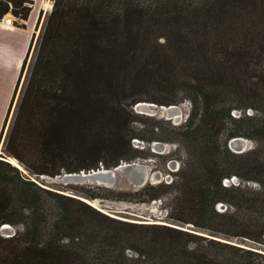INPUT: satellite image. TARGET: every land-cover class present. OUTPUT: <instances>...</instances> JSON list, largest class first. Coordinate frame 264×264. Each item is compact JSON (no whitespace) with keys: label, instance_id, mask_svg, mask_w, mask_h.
I'll return each instance as SVG.
<instances>
[{"label":"trees","instance_id":"1","mask_svg":"<svg viewBox=\"0 0 264 264\" xmlns=\"http://www.w3.org/2000/svg\"><path fill=\"white\" fill-rule=\"evenodd\" d=\"M235 13L239 45L219 37ZM154 85L168 94L150 102L191 101L178 134L207 150L170 216L193 230L119 220L32 178L140 157L127 130L144 98L128 99ZM236 137L264 140V0H54L3 146L22 169L0 159V264H264V150L236 154Z\"/></svg>","mask_w":264,"mask_h":264},{"label":"rangeland","instance_id":"2","mask_svg":"<svg viewBox=\"0 0 264 264\" xmlns=\"http://www.w3.org/2000/svg\"><path fill=\"white\" fill-rule=\"evenodd\" d=\"M47 1H49L53 7L54 0H47ZM20 5L22 6L16 7L15 4H12V6H10L11 9L10 13L23 19L22 14L27 13V11L30 8L31 1L30 0L22 1ZM16 12H21L22 14L19 13L17 14ZM49 13L50 12H48L47 14L45 13L43 15V20L40 23V27H39L40 33L43 29L45 20L49 15ZM246 20L249 21L248 19H244L241 15L237 16L236 13H235V17L226 15V19L222 23L223 28L219 32V37L222 38L224 36H229L233 44L235 45L241 44L243 33H241L240 27L243 21ZM160 40L163 41L164 38L162 37ZM37 41L34 45L33 51L31 52L27 65L25 67V71L21 81L22 85L27 76L29 66L33 59L34 50L36 48ZM163 90L164 89H162L158 85L151 86L146 90L141 89L137 93L132 95V97L128 99V102L133 98H144L142 100L146 102L153 101L149 99L151 97L162 99L168 94L167 91H163ZM182 96L183 94L180 93V97ZM16 103H15V107H16ZM162 105H166V104H162ZM175 105H179L183 107L182 109L183 113L181 119H179L178 122L174 119V117L170 118L162 112H159L155 115L150 113H140L135 110V105H134V111L136 112V114L132 116V119L134 121L130 125V128L127 130L128 134L136 133L139 136L136 138H132L131 142H132V146L137 148L139 150V153L141 152L140 157H136L133 161L130 162L146 161L148 166L151 168V172L161 174L159 180L155 182L148 181L144 186L138 188L129 187V186L128 187L114 186L112 188H107L102 185L99 186L96 184H89V183L64 184L59 179H56L55 178L56 176L55 177L47 176L43 178L42 176L34 175L32 176V178L35 179L36 182H38L43 187L45 186L46 188L56 190L62 194L79 198L87 202L95 209L101 211L102 213L119 220L131 222V223L169 224V225L179 226L188 230H193L194 229L193 224L177 223L176 221L171 220L170 216H172V214L175 213V211L177 210V206L179 205L178 197L180 192L177 183L181 180L180 175L197 174V172H195V168L200 162L199 160L201 158V155L203 156L204 153H207V150L202 149L198 145H195L196 143L194 142L185 144L181 139V135L178 134L180 131L179 127L185 124L192 110L191 101L188 98H183L181 103ZM258 106L262 107L263 105H258ZM15 107L13 109V112H11L9 116V120L7 123V131L9 129ZM253 111L254 110H250V112L247 111L245 113L252 114ZM232 114L235 115L236 117H239L242 113L239 110H234ZM7 131L4 132L5 133L4 141L6 138ZM241 138L245 139V144H246L245 152H249L253 149L258 151L264 150V140L260 141V145L257 146L259 142L257 143L256 139H252L249 137H241ZM156 142L164 144L163 150H159L155 148L154 143ZM230 149L232 152H234V150L231 147ZM134 153H135L134 151L131 152V154ZM220 155L221 158H223L225 153L220 152ZM234 157L235 156H231V159L234 160L235 159ZM206 158L208 159L207 165L212 164L211 158L208 157L207 155ZM123 162H127V161H123ZM234 168L236 170V167ZM239 171L242 174H247V172L241 168L239 169ZM233 176L237 179H233L234 177L231 178L230 179L231 183L233 182L237 183L238 177L236 175ZM161 185L162 187H160ZM150 186H153L154 189L150 188ZM85 194L93 195L95 196V198L87 197ZM153 194H158L159 196L153 199L151 197V195ZM226 207L227 206L222 202L217 203L216 205V209L219 211H224ZM88 215L90 218H92L91 214ZM1 235L7 236L2 231H1ZM234 241L240 243V239H234ZM243 246H245V244ZM257 261L260 260L259 259L255 260V262Z\"/></svg>","mask_w":264,"mask_h":264},{"label":"crops","instance_id":"3","mask_svg":"<svg viewBox=\"0 0 264 264\" xmlns=\"http://www.w3.org/2000/svg\"><path fill=\"white\" fill-rule=\"evenodd\" d=\"M30 1L31 5L26 18L22 19L13 15L10 13L11 9L9 12L0 13V159L3 158L1 155L4 132L7 131L9 116L13 112L20 93L29 56L40 36V23L43 15L51 12L53 8L51 4L49 8L46 6L47 0ZM4 17H13L15 24H5L2 21Z\"/></svg>","mask_w":264,"mask_h":264},{"label":"water","instance_id":"4","mask_svg":"<svg viewBox=\"0 0 264 264\" xmlns=\"http://www.w3.org/2000/svg\"><path fill=\"white\" fill-rule=\"evenodd\" d=\"M172 108L177 109L179 108V105H175V104L158 105L156 103L146 102V101H139L135 105L136 111L140 113H150L153 115L159 112L164 113L163 112L164 109H167V111L169 110L168 111L169 114L168 115L166 114V115L170 118L174 117V119L178 122L181 116L173 115L171 111ZM154 145H155V148L159 150H163L164 148L163 143L156 142L154 143ZM229 145L236 153L245 152V149H246L245 139L241 137H236V138L231 139ZM2 155L5 158L11 157L7 155L6 153H4V151H2ZM3 160L9 161L7 159H3ZM41 176L43 178L47 177L45 175H41ZM160 176L161 174L159 173L151 172V168L148 166L146 161H136V162H121L120 164L114 167H111V168H105L101 166L100 168L92 169L90 171H80V172H73V173L66 172L61 175L56 176L55 178L59 179L64 184L89 183V184H96L99 186L102 185L107 188H112L114 186H126V187L129 186V187L138 188V187L144 186L148 181L155 182L159 180ZM234 179H237V178H234ZM13 230L14 228L10 224H3L1 226V231L7 236L13 235L15 233V230L14 232Z\"/></svg>","mask_w":264,"mask_h":264},{"label":"bare ground","instance_id":"5","mask_svg":"<svg viewBox=\"0 0 264 264\" xmlns=\"http://www.w3.org/2000/svg\"><path fill=\"white\" fill-rule=\"evenodd\" d=\"M46 6H48V8H49V6H50V2L49 1H47V4H46ZM10 18H12L13 19V17H10ZM183 107H181V106H179V108H172L171 109V111H172V114L173 115H177V116H182V113H183ZM169 111V110H168ZM168 111H167V109H164V114H169L168 113ZM181 119V118H180ZM1 156H3V155H1ZM3 159H6V158H4L3 157ZM7 160H9L10 162H12L13 164H15V165H17V166H19V167H21V165L18 163V161L15 159V158H13V157H8L7 158ZM22 168V167H21ZM84 200H86V199H84ZM88 201V200H87Z\"/></svg>","mask_w":264,"mask_h":264},{"label":"built area","instance_id":"6","mask_svg":"<svg viewBox=\"0 0 264 264\" xmlns=\"http://www.w3.org/2000/svg\"><path fill=\"white\" fill-rule=\"evenodd\" d=\"M2 21H4V23L5 24H9V25H13V24H15V21L12 19V18H6V17H4L3 19H2ZM234 179V178H233Z\"/></svg>","mask_w":264,"mask_h":264}]
</instances>
